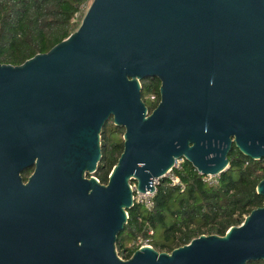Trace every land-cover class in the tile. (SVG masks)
Masks as SVG:
<instances>
[{
	"label": "water",
	"instance_id": "obj_1",
	"mask_svg": "<svg viewBox=\"0 0 264 264\" xmlns=\"http://www.w3.org/2000/svg\"><path fill=\"white\" fill-rule=\"evenodd\" d=\"M149 78L160 83L151 112ZM109 120L123 151L102 185L88 176ZM232 147L264 158V0H92L47 53L0 64V264L264 262V206L171 253L115 250L131 183L151 192L180 159L218 176Z\"/></svg>",
	"mask_w": 264,
	"mask_h": 264
},
{
	"label": "trees",
	"instance_id": "obj_2",
	"mask_svg": "<svg viewBox=\"0 0 264 264\" xmlns=\"http://www.w3.org/2000/svg\"><path fill=\"white\" fill-rule=\"evenodd\" d=\"M90 1L0 0V64L20 66L47 53L76 31L74 16ZM140 84L141 98L151 112L160 100V83L149 78ZM123 134L124 129L114 126L112 120L102 128L101 160L93 174L102 185L107 184L123 151ZM228 162V169L217 176L214 184H208L183 160L174 171L180 186L161 180L151 211L140 205L127 211V223L115 244L117 255L128 260L135 252L132 243L146 238L150 230V244L159 253H171L200 236L223 237L231 227L240 226L252 210L263 207L264 197L257 194L256 188L264 179V158L252 160L232 147ZM30 172H24V181Z\"/></svg>",
	"mask_w": 264,
	"mask_h": 264
},
{
	"label": "built area",
	"instance_id": "obj_3",
	"mask_svg": "<svg viewBox=\"0 0 264 264\" xmlns=\"http://www.w3.org/2000/svg\"><path fill=\"white\" fill-rule=\"evenodd\" d=\"M87 9L86 6H82L80 11L74 16V22L80 17V13L85 12ZM151 101L154 100V97L150 98ZM183 162V159L177 160L174 163V167L168 171L162 178L154 179L153 180V190L151 192H138L136 183L130 184V189L133 193L132 199H133V206L134 205H140L142 206L146 211H151L154 208V198L157 193V186L159 185L161 180H167L169 181L170 185H177L180 186V181L178 177L175 176L174 171L178 170L180 168L181 163ZM199 174V173H198ZM204 180L208 184H214L217 180V176H205ZM153 235V232L150 230L147 233L146 238H138L136 241L132 243V247L135 248V251L140 250L142 247H149L152 248L150 241L151 236ZM122 259V258H121Z\"/></svg>",
	"mask_w": 264,
	"mask_h": 264
},
{
	"label": "rangeland",
	"instance_id": "obj_4",
	"mask_svg": "<svg viewBox=\"0 0 264 264\" xmlns=\"http://www.w3.org/2000/svg\"><path fill=\"white\" fill-rule=\"evenodd\" d=\"M91 1H92V0H91ZM91 1L88 3V5H86L87 8H88V6L90 5ZM86 11H87V9H86ZM86 11L80 13V17L75 21V23H77L78 26H79V24H80V22H81V20H82V18H83V16H84V14L86 13ZM30 174H31V172L29 173V175H30ZM29 175H26V177L28 178ZM88 177H94V176H93V175H89Z\"/></svg>",
	"mask_w": 264,
	"mask_h": 264
},
{
	"label": "flooded vegetation",
	"instance_id": "obj_5",
	"mask_svg": "<svg viewBox=\"0 0 264 264\" xmlns=\"http://www.w3.org/2000/svg\"><path fill=\"white\" fill-rule=\"evenodd\" d=\"M31 173H32V170H31Z\"/></svg>",
	"mask_w": 264,
	"mask_h": 264
}]
</instances>
